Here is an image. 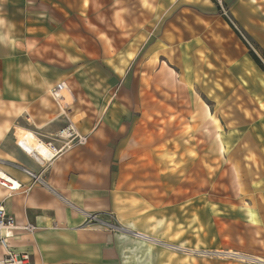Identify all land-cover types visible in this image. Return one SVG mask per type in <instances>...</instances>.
<instances>
[{"label":"rangeland","instance_id":"1","mask_svg":"<svg viewBox=\"0 0 264 264\" xmlns=\"http://www.w3.org/2000/svg\"><path fill=\"white\" fill-rule=\"evenodd\" d=\"M3 1L10 39L25 37L9 66L44 87L9 114L54 119L52 137L74 119L123 132L117 190L163 211L162 234H141L169 264H264V72L225 20L260 55L264 2Z\"/></svg>","mask_w":264,"mask_h":264},{"label":"crops","instance_id":"2","mask_svg":"<svg viewBox=\"0 0 264 264\" xmlns=\"http://www.w3.org/2000/svg\"><path fill=\"white\" fill-rule=\"evenodd\" d=\"M9 26L7 8L0 0V168L23 187L20 193L8 198L0 189V201L18 226L35 227L31 234L19 233L11 238L8 241L10 249L28 255L32 264H169L167 252L148 246L156 244V240L141 234L148 233L149 229H155L156 235L162 234L165 225L161 218L163 211L152 207L146 209L145 203L153 201L148 196L117 190L123 132L92 129L91 124L89 127L84 122L79 124L81 119H74L79 127L74 126L77 133L87 136V143L62 148L63 142L57 139V134L64 127L52 134L55 137L47 133L54 119L41 120L38 116H30L25 107L20 115L9 114L10 105L24 106L20 101L27 99L30 91L44 89L34 78V73H40L34 67L9 66L8 42L12 40ZM13 40L24 41V34H17ZM16 48L11 53L19 56L23 51L18 45ZM58 85H63L60 93H67L64 83ZM10 89L16 90L13 93L17 96L15 100L10 98ZM49 98L57 109L63 111L59 102L57 105L51 96ZM59 116L57 114L55 118ZM19 131L32 133L39 143H50L56 151L52 160L34 161L17 145L16 132ZM24 170L43 181L33 185L26 194L24 190L31 186L32 180ZM88 215L102 222L121 225L127 231L139 232L138 235L145 237L146 241L106 231L101 223H88Z\"/></svg>","mask_w":264,"mask_h":264},{"label":"built area","instance_id":"3","mask_svg":"<svg viewBox=\"0 0 264 264\" xmlns=\"http://www.w3.org/2000/svg\"><path fill=\"white\" fill-rule=\"evenodd\" d=\"M62 88L63 85H58L55 89H53L50 92V96L55 101L56 104L58 103V100L61 99L60 92L62 91ZM57 139L63 142L62 148H68L71 144H74L76 146L85 145L87 143L88 137L82 136L79 133H77L73 123L69 122L63 129H61L58 132ZM18 146L25 153H28V151L25 150L22 146L20 145ZM39 146L42 149L41 154L38 153H34L32 155L30 153L28 154L31 155V157L37 163L50 162L54 157V154L56 153L53 146L50 143L49 144L39 143ZM24 173L32 180L31 186L27 187V189L24 190V194L29 192L33 185L43 183V181L40 179L39 176H36L27 170H24ZM0 189H2L5 192V198H8L20 193L23 190V187L18 181L11 178L0 168ZM86 222L101 223V225L104 227L106 231L117 232V233L125 232V230L121 228L119 225H115L110 222L99 221V219L91 215L87 216ZM34 231H35V227L31 225L18 226L15 223L14 217L6 213V211L2 206V202L0 201V250L2 251V254L0 255V264H32L28 255L17 254L13 252L9 247L8 241L11 238L17 236L19 233L31 234ZM131 234L135 239H138L137 237H135V235H138V233L131 232ZM73 264H85V263H73Z\"/></svg>","mask_w":264,"mask_h":264},{"label":"bare ground","instance_id":"4","mask_svg":"<svg viewBox=\"0 0 264 264\" xmlns=\"http://www.w3.org/2000/svg\"><path fill=\"white\" fill-rule=\"evenodd\" d=\"M20 133H21L20 131L16 132L17 145L22 146L31 155L34 153H38V154L42 153V149L39 146V141L33 136L32 133H21V134ZM135 236L138 237L142 241H146V238L141 235H135Z\"/></svg>","mask_w":264,"mask_h":264},{"label":"trees","instance_id":"5","mask_svg":"<svg viewBox=\"0 0 264 264\" xmlns=\"http://www.w3.org/2000/svg\"><path fill=\"white\" fill-rule=\"evenodd\" d=\"M212 2L214 3V0H212ZM218 10H219V7H218ZM227 24L229 25V27L231 29H233L234 33L237 35L238 38H240L243 42V44L248 48L249 50V55L252 59V61L255 63V65L262 71H264V54L261 53L260 55L257 53V47H253L250 43H247L245 42L243 39H242V35H241V32L239 31L238 27L236 26L235 23L229 21L228 19H225Z\"/></svg>","mask_w":264,"mask_h":264}]
</instances>
